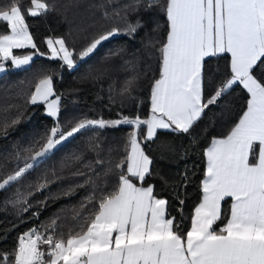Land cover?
I'll list each match as a JSON object with an SVG mask.
<instances>
[{
    "label": "snow or ice",
    "instance_id": "6c2138e0",
    "mask_svg": "<svg viewBox=\"0 0 264 264\" xmlns=\"http://www.w3.org/2000/svg\"><path fill=\"white\" fill-rule=\"evenodd\" d=\"M116 2L104 0L90 7L101 9L103 19L122 21L124 26L113 25L98 32L79 52L75 46L70 48L64 37L52 36L44 38L47 52H41L29 31L25 11L31 17L57 12L54 3L30 0L26 10L22 0L0 3V23L6 24L7 29L0 32V73L9 71V61L12 69L27 71L37 55L58 60L62 69L66 66L74 71L111 39L121 35L134 37L145 26L139 16L141 11L148 13L159 8L167 21L166 36L153 42L159 75L151 83L146 116L141 115L137 105L135 115L121 112L117 119H90L84 115L62 124L65 93L55 91V72L49 70L35 82L25 103L44 105L53 124L32 145L23 149L17 146L9 155L8 161L15 162L17 168L0 180V190L19 183L82 132L119 126H128L131 131L126 135L125 155L102 177L95 172V165L104 162L97 159L95 165L82 164L70 177L58 176L53 169L51 180L45 176L37 184V191H45L58 180L86 177L62 196L70 198L82 188L91 191L72 206L73 224L60 223V214H53L49 221L21 233L11 252L0 251V264H264V0H131L109 13L107 8ZM130 13L137 14L134 23L129 19ZM160 27L156 24L153 32ZM27 49L32 51L25 55L14 53ZM123 51L118 48L107 53L85 78L100 80L107 74L106 65L111 58ZM222 55L230 57L223 73L219 66L213 70L207 64L209 59ZM218 76L224 78L217 79ZM136 79L124 82L122 97L132 98ZM236 88L247 93L246 107L227 134L213 137L203 150L206 166L200 202L193 209L185 232V200L180 198L179 189L181 183L185 187L188 183V168L179 174L180 182L172 185L178 201V216H173L169 200L156 193L154 185H143L152 175L154 163L146 145L156 144L160 131L188 135L195 145L196 138L191 133L206 110L220 105ZM22 115L18 113L11 120L12 127L21 122ZM8 128L5 123L0 135L6 136ZM156 148L175 153L174 145L167 140H161ZM189 148L182 149V156L188 154ZM100 149L98 136L90 137L86 150L99 156ZM83 157L81 151L71 159L80 163ZM66 166L62 161L60 171ZM112 176H116V182L110 188ZM158 178L168 184L165 177ZM31 195L17 189L16 198L8 201L17 208L18 217L31 210ZM229 198L231 203L225 210L222 202ZM48 199L38 203L34 217H39ZM222 220L226 222L217 229V222Z\"/></svg>",
    "mask_w": 264,
    "mask_h": 264
},
{
    "label": "trees",
    "instance_id": "16d2710c",
    "mask_svg": "<svg viewBox=\"0 0 264 264\" xmlns=\"http://www.w3.org/2000/svg\"><path fill=\"white\" fill-rule=\"evenodd\" d=\"M49 4L57 6V12H49L38 17L28 16L26 11V22L29 24V31L33 34L35 42L40 47L41 52H47V45L43 43L44 38L64 37L68 46H75L79 52L90 41L91 37L105 29H110L113 25L123 27V22L110 19H103V11L98 8H91L93 4H100L104 0H46ZM131 0H117L115 4L107 8L111 13L114 8H123ZM0 3H7V0H0ZM25 10L29 6L30 0H22ZM79 6H75V5ZM67 8V11L65 9ZM139 16L145 22V26L140 28L134 37L121 35L104 43L94 55L75 68L69 71L65 66L61 68L60 62L49 60L47 57L37 55L27 71L14 70L10 61L7 63L9 71L0 73V132L4 130L7 123V135H0V180L6 178L16 170L15 162H9L10 154L17 150L29 147L34 141L39 139V135L46 128L52 126L53 121L44 112V105L26 104V99L34 90L35 82L39 77L49 70L55 72L54 87L57 93H65L62 103L66 105V110L60 113V122L66 123L69 119L80 118L87 115L90 119L100 118L117 119V113L125 115L136 114V106L139 105L141 115L146 116L150 107L151 83L154 77L159 75L158 53L153 47V42L157 39L163 40L167 33L166 16L159 10L153 8L151 12L141 11ZM129 19L135 22L137 14L130 13ZM156 24L161 25L158 31L153 32ZM6 24L0 23V32L6 31ZM158 47V45H157ZM123 48L124 51L113 56L106 65L108 71L100 80L85 78L90 69L100 65L102 58L110 51ZM31 49L14 50L16 55H25ZM228 55L220 58H213L207 64L215 70L219 66L221 73L226 70L229 61ZM126 61L130 63H126ZM10 63V64H9ZM137 77L132 98L122 97L120 91L124 82L130 78ZM224 78L218 76L217 79ZM70 89L78 91L70 93ZM210 95V93H208ZM110 97L113 100H110ZM248 95L240 88H236L230 95L224 97L218 106H210L206 110L203 118L193 129L191 136L196 138V144L192 145L191 137L188 135H175L170 132L160 131L156 144L146 145L148 154L154 158L152 165V175L144 182V186L154 185L156 193L169 200V212L173 216H178V201L174 199V183L180 182L179 174L188 168V183L186 187L180 184V198L185 200L183 221L184 231L190 227L191 213L199 203L201 197V181L205 171V157L203 150L213 137L226 135L230 127L238 120L242 110L246 107ZM225 102L227 105L225 106ZM18 113H23L21 122L12 127L11 120L15 119ZM131 131L128 126L116 128H106L99 132L85 131L77 135L70 142L64 144L46 163L41 164L36 170L26 175L19 183H13L7 190H0V251L11 252L16 244L18 236L34 225L47 222L53 214L59 213L60 223L71 225L73 215L72 206L78 205L83 197L88 195L91 188L79 189L74 195L63 197L62 193L71 185L83 183L86 177L58 180L52 183L45 191H37V184L45 176L52 179L51 171L56 170L58 176L70 177L71 173L81 168L82 164L91 162L95 165L97 159L102 160V165H95V172L101 177L111 166H114L124 155L126 135ZM98 136L101 145L99 156L95 152L86 150V143L92 136ZM161 140H167L175 147V153L161 152L156 145ZM189 146H191L189 148ZM38 147V145H37ZM189 148L186 156H182V149ZM258 150V149H257ZM84 152L83 160L75 163L71 157L74 153ZM67 165L60 171L61 162ZM23 166V162L19 164ZM126 171V165L124 167ZM163 176L168 184L158 178ZM110 179V188L116 182V176ZM140 183L139 181H134ZM98 183H102L98 181ZM17 189L29 197L28 203L31 210L17 216V208L8 203L14 200ZM60 196L59 199H52ZM48 197L47 206L40 212L38 218L33 216L37 212V205ZM231 203L230 198L222 202V207L227 210ZM226 220L217 222V229ZM12 225H16L14 228ZM9 229V231H5Z\"/></svg>",
    "mask_w": 264,
    "mask_h": 264
},
{
    "label": "rangeland",
    "instance_id": "374dc122",
    "mask_svg": "<svg viewBox=\"0 0 264 264\" xmlns=\"http://www.w3.org/2000/svg\"><path fill=\"white\" fill-rule=\"evenodd\" d=\"M10 63H11V62H10ZM10 63H9V64H10ZM10 68H12V66H11ZM43 112L45 113V108L43 109ZM21 167H22V166H21Z\"/></svg>",
    "mask_w": 264,
    "mask_h": 264
},
{
    "label": "crops",
    "instance_id": "0c3cea01",
    "mask_svg": "<svg viewBox=\"0 0 264 264\" xmlns=\"http://www.w3.org/2000/svg\"><path fill=\"white\" fill-rule=\"evenodd\" d=\"M230 58V57H229ZM205 166H206V159H205ZM203 178H204V176H203ZM203 180V179H202ZM146 187V186H145ZM200 202V201H199Z\"/></svg>",
    "mask_w": 264,
    "mask_h": 264
}]
</instances>
